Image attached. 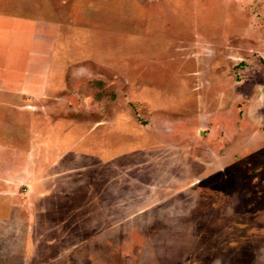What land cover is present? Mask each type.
<instances>
[{"label": "rangeland", "instance_id": "374dc122", "mask_svg": "<svg viewBox=\"0 0 264 264\" xmlns=\"http://www.w3.org/2000/svg\"><path fill=\"white\" fill-rule=\"evenodd\" d=\"M71 1L0 139L41 263L264 264V0Z\"/></svg>", "mask_w": 264, "mask_h": 264}, {"label": "crops", "instance_id": "0c3cea01", "mask_svg": "<svg viewBox=\"0 0 264 264\" xmlns=\"http://www.w3.org/2000/svg\"><path fill=\"white\" fill-rule=\"evenodd\" d=\"M48 1L0 0V139L5 142L11 141L14 123L20 122L15 108L30 105L25 102L28 94L58 88L53 59H58L63 48L64 27L77 17L67 14L70 20L64 23V1L58 6ZM78 2H67V9L74 10ZM72 34L68 38H74ZM52 70L55 75L51 76ZM1 171L7 170L0 167ZM16 185L0 174V264H30L32 258L42 264L48 244L34 241L31 226L25 222L30 219L33 198L21 194Z\"/></svg>", "mask_w": 264, "mask_h": 264}, {"label": "bare ground", "instance_id": "6f19581e", "mask_svg": "<svg viewBox=\"0 0 264 264\" xmlns=\"http://www.w3.org/2000/svg\"><path fill=\"white\" fill-rule=\"evenodd\" d=\"M40 44V43H39ZM10 83V82H9ZM16 84V83H15Z\"/></svg>", "mask_w": 264, "mask_h": 264}]
</instances>
